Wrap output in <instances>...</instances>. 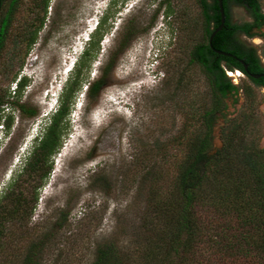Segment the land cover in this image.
Segmentation results:
<instances>
[{"label": "rangeland", "instance_id": "rangeland-1", "mask_svg": "<svg viewBox=\"0 0 264 264\" xmlns=\"http://www.w3.org/2000/svg\"><path fill=\"white\" fill-rule=\"evenodd\" d=\"M231 13L234 23L251 21L242 7ZM103 18V40L84 59ZM203 22L198 0H19L0 54V206L21 196L26 208L4 224L0 264H29L34 247L30 264H94L105 246L124 264H143L155 239L153 190L173 186L212 102L202 68L190 62ZM239 39L264 66L263 37ZM158 49L164 54L153 66ZM82 59V88L42 180L30 170L34 150ZM229 77L239 92L216 124L214 152L225 126L242 123L240 136L264 163V89ZM21 79L27 86L18 96ZM100 79L105 86L89 101L87 88Z\"/></svg>", "mask_w": 264, "mask_h": 264}, {"label": "trees", "instance_id": "trees-1", "mask_svg": "<svg viewBox=\"0 0 264 264\" xmlns=\"http://www.w3.org/2000/svg\"><path fill=\"white\" fill-rule=\"evenodd\" d=\"M2 3L5 0H1ZM19 0H11L8 12L0 18V54L5 47L12 17ZM204 23V40L190 53V62L202 68L212 91L211 106L200 116L202 130L188 143L186 157L172 187L153 190L152 213L155 220V239L148 242L142 253L143 264H264V163L240 136L243 124L233 123L223 129V147L214 152L215 128L221 119H226L227 100L238 95L239 87L229 77V72L245 73L239 60L249 66L254 74L264 73V66L257 51L243 43L241 35L264 38V12L260 0H223L226 23L213 39L210 38L221 25L218 0H198ZM232 6L247 10L251 21L243 24L232 20ZM2 9L0 8V16ZM105 19H101L89 49L99 47L103 40ZM98 37V40L96 41ZM93 45V46H91ZM214 50L237 57H225ZM84 59L78 72L65 86L58 110L53 114L45 135L34 150L35 160L30 170L40 179L48 178L52 171L50 159L62 147V138L68 129L76 98L82 88ZM258 88L264 87V78L250 79ZM21 79L16 94L20 96L26 87ZM104 79L90 84L89 101L102 92ZM5 102L0 100V107ZM26 112L23 105H19ZM248 122L250 118L245 117ZM11 122H7L8 129ZM245 130V129H244ZM247 130V129H246ZM264 154V150L261 152ZM29 170V166L26 172ZM26 208L25 198L17 196L11 206H0V235L5 222L22 218ZM37 247L31 251L32 255ZM1 252V245H0ZM35 255V254H34ZM26 262V263H27ZM112 246L99 249L94 264H124Z\"/></svg>", "mask_w": 264, "mask_h": 264}, {"label": "water", "instance_id": "water-1", "mask_svg": "<svg viewBox=\"0 0 264 264\" xmlns=\"http://www.w3.org/2000/svg\"><path fill=\"white\" fill-rule=\"evenodd\" d=\"M218 4H219V10H220V14H221V25L219 28H217L215 30V32L212 34L211 38H210V45L212 46V41L214 39V37L220 32L223 30L224 26H225V23H226V13H225V8H224V2L223 0H218ZM217 54L221 55V56H225V57H233L235 59H237V57L233 56L232 54L230 53H226V52H223V51H219V50H214ZM241 64L244 65L245 69L248 70V66L242 61V60H239ZM253 79H261L264 77V75H260V74H251L250 75Z\"/></svg>", "mask_w": 264, "mask_h": 264}, {"label": "flooded vegetation", "instance_id": "flooded-vegetation-1", "mask_svg": "<svg viewBox=\"0 0 264 264\" xmlns=\"http://www.w3.org/2000/svg\"><path fill=\"white\" fill-rule=\"evenodd\" d=\"M6 1V0H5ZM5 1L2 3V1L0 0V8L2 9L3 8V5H4V3H5ZM245 37H247V36H245ZM248 38H250V37H248ZM263 40H264V38H263ZM257 55H258V53H257ZM258 57H259V55H258ZM260 58V57H259ZM261 60V59H260ZM240 62V61H239ZM244 62V61H243ZM245 63V62H244ZM261 63H262V61H261ZM246 64V63H245ZM243 65V64H242ZM247 65V64H246ZM263 65V64H262ZM248 66V65H247ZM243 67H244V65H243ZM244 69H245V67H244ZM241 73L243 76H245L247 79H253L250 75L251 74H254V73H251L250 71H249V66H248V70H246L245 69V73H243L242 71H240V70H235L233 73H236V74H238V73ZM229 73H232V72H229ZM228 73V74H229ZM232 73V74H233ZM260 75H264V73H262V74H260ZM239 76H241V75H239ZM264 78V77H263ZM262 79V78H261ZM254 80H256V79H254ZM257 80H260V79H257ZM260 89H264V87H262V88H260Z\"/></svg>", "mask_w": 264, "mask_h": 264}, {"label": "clouds", "instance_id": "clouds-1", "mask_svg": "<svg viewBox=\"0 0 264 264\" xmlns=\"http://www.w3.org/2000/svg\"><path fill=\"white\" fill-rule=\"evenodd\" d=\"M164 27H165V26H164ZM159 53H160V51H159V49H158V52H157L156 54H154V58H155V59H154L153 66H158V65H160V63H159V58L162 57L164 53H162V55H160ZM150 57H151V56H150ZM162 77L164 78L165 76H162ZM156 78H157V77H156ZM36 138H38V137H36ZM36 138H35V139H36Z\"/></svg>", "mask_w": 264, "mask_h": 264}, {"label": "bare ground", "instance_id": "bare-ground-1", "mask_svg": "<svg viewBox=\"0 0 264 264\" xmlns=\"http://www.w3.org/2000/svg\"><path fill=\"white\" fill-rule=\"evenodd\" d=\"M230 74L232 75V73H230ZM237 75L239 76V75H242V74L239 72Z\"/></svg>", "mask_w": 264, "mask_h": 264}]
</instances>
